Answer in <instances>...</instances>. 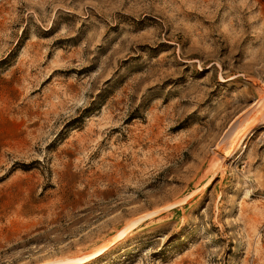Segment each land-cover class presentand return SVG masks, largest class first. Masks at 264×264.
<instances>
[{"label":"rangeland","instance_id":"obj_1","mask_svg":"<svg viewBox=\"0 0 264 264\" xmlns=\"http://www.w3.org/2000/svg\"><path fill=\"white\" fill-rule=\"evenodd\" d=\"M0 264H264V0H0Z\"/></svg>","mask_w":264,"mask_h":264},{"label":"trees","instance_id":"obj_2","mask_svg":"<svg viewBox=\"0 0 264 264\" xmlns=\"http://www.w3.org/2000/svg\"><path fill=\"white\" fill-rule=\"evenodd\" d=\"M165 207H166V205H165ZM167 207H169V206H167ZM153 213H155V210L154 211H151V212H149L147 214H153Z\"/></svg>","mask_w":264,"mask_h":264}]
</instances>
